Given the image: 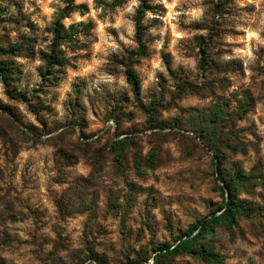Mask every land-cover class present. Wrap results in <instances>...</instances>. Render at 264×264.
<instances>
[{
	"label": "rangeland",
	"instance_id": "obj_1",
	"mask_svg": "<svg viewBox=\"0 0 264 264\" xmlns=\"http://www.w3.org/2000/svg\"><path fill=\"white\" fill-rule=\"evenodd\" d=\"M76 2L89 10L64 24L86 47L64 45L70 63L44 78L64 0H0V264H153L154 246L222 203L208 143L226 177L256 174L238 187L250 214L212 243L224 264H264V0H152L140 41L139 0Z\"/></svg>",
	"mask_w": 264,
	"mask_h": 264
},
{
	"label": "trees",
	"instance_id": "obj_2",
	"mask_svg": "<svg viewBox=\"0 0 264 264\" xmlns=\"http://www.w3.org/2000/svg\"><path fill=\"white\" fill-rule=\"evenodd\" d=\"M129 0H112L106 2L105 0H96L97 7L106 9H114L117 6H121ZM65 6L60 9L57 14L54 26L52 28V40L48 50L42 52V59L45 62V67L42 69V76L45 78L48 74L55 75V67H65L70 63V57H68L64 45H71L74 49L81 50L86 47L85 43L79 39L78 35L81 33L86 34V31L74 30L75 26L70 25L67 27L64 24V20L71 16L74 12H80L82 14L89 10L87 3H77L76 0H64ZM155 5L152 0H139V6L135 15L136 19V37L138 41L141 40L147 25L144 18L147 12L154 10ZM84 29L89 30L93 28V22L89 21L83 25ZM201 53V68L206 70L208 68V56L207 51L209 44L207 41L200 42ZM12 49L16 51L19 47L12 45ZM145 52V45L141 42L138 50L132 56H142ZM0 68L8 69L6 62L1 61ZM127 81L131 85L134 94L137 96L141 87V79L134 67L130 64L126 69ZM157 102L154 100L150 106L144 107L147 111H150L155 107ZM220 118L219 113H216L212 118ZM200 136L205 140L206 135L201 133ZM131 139L124 137L116 140L114 143L119 145H127ZM208 143V142H207ZM211 150L214 152V167L215 172L218 175V179L222 182L220 185L223 194V200L221 205L216 211H212L199 219L196 222L191 223L184 231H179L175 237L174 242L164 243L159 246H154L153 250L156 253L153 264L159 263L160 258L176 257L181 254H196L206 264H224L223 256L215 249L213 245V238L217 234L219 227H225L232 229L238 224V219L241 215L250 214V208L247 204L238 198V187L246 185L250 182H254L256 174L254 171L246 174L244 170L237 167L233 176L226 177L223 174V165L225 162L224 153L217 150L213 145L209 144ZM153 164V163H152ZM154 166V165H153ZM102 261V259H97ZM143 261L149 260V258L142 259Z\"/></svg>",
	"mask_w": 264,
	"mask_h": 264
}]
</instances>
